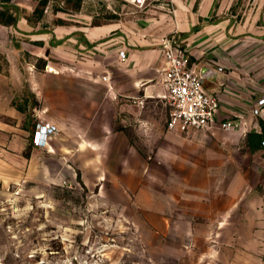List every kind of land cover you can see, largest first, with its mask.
Segmentation results:
<instances>
[{
    "label": "rangeland",
    "instance_id": "obj_1",
    "mask_svg": "<svg viewBox=\"0 0 264 264\" xmlns=\"http://www.w3.org/2000/svg\"><path fill=\"white\" fill-rule=\"evenodd\" d=\"M102 11L111 18L112 10ZM2 29L1 40L12 39L15 49H0V78L23 79L17 93L28 97L30 108L15 103L26 137L9 127L14 118L0 113V264H264V152L249 160L233 130L171 132L168 104L141 102L142 93L118 108L112 71L82 62L75 69L49 68L69 59L51 56L48 48L35 54L33 40L16 42ZM50 43L63 45L62 39ZM110 44L108 36L95 49ZM74 55L77 61L93 57L85 50ZM71 78L80 84L75 93L87 98L72 115L63 97L70 88L63 82ZM25 79L39 81L42 103ZM49 112L70 120L72 134L57 125L60 133L48 143L60 145L33 157L38 126L54 123ZM102 125L106 138L87 143L81 156L73 138L81 129L91 138ZM13 134L27 143L22 162L11 161ZM222 142L236 149L223 150Z\"/></svg>",
    "mask_w": 264,
    "mask_h": 264
},
{
    "label": "crops",
    "instance_id": "obj_2",
    "mask_svg": "<svg viewBox=\"0 0 264 264\" xmlns=\"http://www.w3.org/2000/svg\"><path fill=\"white\" fill-rule=\"evenodd\" d=\"M116 3H119L118 0L112 1L113 6ZM112 4L107 0H0V9L7 6L17 16L15 25L0 23V49H15L11 44L12 39L1 40L4 37L2 28H5L11 34L7 36L17 38L16 42L21 37L33 40L31 42L34 44H28H32L35 54L48 48L51 56L69 59V62L59 66L50 62L49 68L75 69L82 62L94 63L102 70L112 71L110 92L118 108H125L124 104H120L125 98L138 95L140 101L155 99L167 106L163 86L165 60L160 42L162 37L174 34L187 49L190 62L195 63L204 75L205 90L220 95L219 118L241 119V128L233 130L239 144L249 160L253 156L260 157L264 152L261 144L264 138V104L260 106L263 108L261 114H254L253 109L258 106V100L264 98V0H148L142 9L122 3L120 7L112 9ZM68 5L73 7L68 9ZM104 6L112 10L110 19H105L103 15ZM51 7H62L67 11H54ZM125 7L129 9L124 11ZM60 14H63L62 23L58 22ZM46 23L51 26L46 27ZM108 36H111L108 49H95ZM52 39H62L63 45L51 46ZM20 43L23 47L27 45L23 40ZM80 50L88 51L93 57L77 61L74 54ZM120 50H125V59L119 56ZM25 81L29 82L36 102L42 103L44 94L39 91V81ZM77 81L71 78L63 82L70 87L64 91L63 97L68 102L64 109L71 115L78 112L81 105L77 103L82 104L87 100L84 94L75 93V89H80ZM54 83L47 80L49 88ZM83 84H87V81L84 80ZM102 85L108 86L109 83H100ZM22 86L23 79L0 78V113L14 118L15 124L9 127L16 128L19 134L26 137L23 111L15 105L20 101L30 108L28 97L17 93ZM36 109L32 107L33 111ZM49 113L54 123L63 130L62 134H72L70 120H61ZM103 126L95 129L91 138L84 136L83 129L80 136L73 138L79 144L77 148L81 156L84 155L83 149L88 148L87 143L95 145L106 138L104 134L107 131ZM217 130L215 127L210 133L216 134ZM248 135H252L253 150L248 145ZM58 141L53 144L49 141L44 146L32 145L33 157L41 148H54V144L57 147L60 145ZM26 146L25 138L13 134L8 145L15 151L12 162L25 159L21 153ZM221 146L223 150L235 148L227 142H222Z\"/></svg>",
    "mask_w": 264,
    "mask_h": 264
},
{
    "label": "built area",
    "instance_id": "obj_3",
    "mask_svg": "<svg viewBox=\"0 0 264 264\" xmlns=\"http://www.w3.org/2000/svg\"><path fill=\"white\" fill-rule=\"evenodd\" d=\"M112 4L113 0H107ZM122 5H131L142 9L148 0H119ZM160 48L165 60L163 67V86L168 104L167 128L171 132L196 135L207 133L217 127L224 130L241 128V119H220L221 98L218 93H209L204 88V75L195 63L190 62L187 49L174 35L164 36ZM122 59L126 58L125 50L119 51ZM142 102V101H141ZM264 98L258 100L254 114H261ZM58 132L52 122L41 123L35 131L33 143L36 146L48 144V140ZM264 148V138L262 139Z\"/></svg>",
    "mask_w": 264,
    "mask_h": 264
},
{
    "label": "trees",
    "instance_id": "obj_4",
    "mask_svg": "<svg viewBox=\"0 0 264 264\" xmlns=\"http://www.w3.org/2000/svg\"><path fill=\"white\" fill-rule=\"evenodd\" d=\"M3 1L9 2L10 0H3ZM16 22H17V16L13 15V13L9 11V8L7 6H4L3 9H0V23L1 24L15 25ZM1 58H3V56H1V53H0V60ZM0 72H1V62H0ZM251 137L252 135H248V145L250 149L253 150L255 147L253 146L251 142ZM258 148L260 147L258 146Z\"/></svg>",
    "mask_w": 264,
    "mask_h": 264
}]
</instances>
